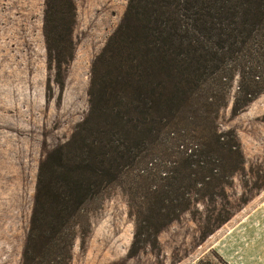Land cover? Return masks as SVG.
Listing matches in <instances>:
<instances>
[{
	"label": "trees",
	"instance_id": "obj_1",
	"mask_svg": "<svg viewBox=\"0 0 264 264\" xmlns=\"http://www.w3.org/2000/svg\"><path fill=\"white\" fill-rule=\"evenodd\" d=\"M75 17V0H45L61 87ZM262 93L264 0H129L94 60L86 117L41 162L20 264H71L91 229L87 205L110 185L128 196L131 256L200 203L213 206L208 223L229 221L223 199L245 157L221 113L231 97L236 116Z\"/></svg>",
	"mask_w": 264,
	"mask_h": 264
},
{
	"label": "rangeland",
	"instance_id": "obj_2",
	"mask_svg": "<svg viewBox=\"0 0 264 264\" xmlns=\"http://www.w3.org/2000/svg\"><path fill=\"white\" fill-rule=\"evenodd\" d=\"M128 3L75 0L73 56L61 87L49 68L45 0H0V264L21 262L41 162L86 117L94 60ZM232 103L233 97L220 124L237 134L245 166L226 187L230 220L208 223L213 206L200 203L162 229L157 246L131 256L135 221L128 196L110 185L87 205L91 229L77 239L71 264H264V93L236 116Z\"/></svg>",
	"mask_w": 264,
	"mask_h": 264
},
{
	"label": "crops",
	"instance_id": "obj_3",
	"mask_svg": "<svg viewBox=\"0 0 264 264\" xmlns=\"http://www.w3.org/2000/svg\"><path fill=\"white\" fill-rule=\"evenodd\" d=\"M260 223H263V224H264V219H263V221H261ZM261 235L263 236V237H261V239L264 240V233H262ZM261 246H264V244L261 243Z\"/></svg>",
	"mask_w": 264,
	"mask_h": 264
}]
</instances>
